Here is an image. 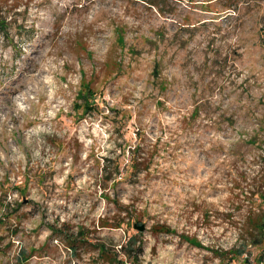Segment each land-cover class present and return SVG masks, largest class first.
I'll return each instance as SVG.
<instances>
[{
    "label": "rangeland",
    "instance_id": "1",
    "mask_svg": "<svg viewBox=\"0 0 264 264\" xmlns=\"http://www.w3.org/2000/svg\"><path fill=\"white\" fill-rule=\"evenodd\" d=\"M0 21V264H264L216 254L264 209V0H0Z\"/></svg>",
    "mask_w": 264,
    "mask_h": 264
},
{
    "label": "trees",
    "instance_id": "2",
    "mask_svg": "<svg viewBox=\"0 0 264 264\" xmlns=\"http://www.w3.org/2000/svg\"><path fill=\"white\" fill-rule=\"evenodd\" d=\"M0 27L4 29V21H0ZM84 83V81L82 82ZM82 90L78 93V99L82 100V102L76 103L78 104V108H83L84 110H89L94 108V104L91 103V98L95 95L93 89L90 87V82H86L83 84ZM258 198L260 199L261 204H264V180L261 182V185L258 187ZM249 236L250 239H248V244H245L241 246L238 249H232L229 252H216L217 255L222 257H228V253H232L235 257H241L245 253L248 252V246L253 245L259 248H262L259 259L260 262H264V209L261 208V211L256 214L250 215L249 218ZM136 225V224H135ZM166 231H170L168 228ZM137 245V238L136 236H131L126 243L125 246H122V249H124V252L129 257H134L138 252L141 251V246ZM100 253H104L105 247L100 246L99 247Z\"/></svg>",
    "mask_w": 264,
    "mask_h": 264
},
{
    "label": "water",
    "instance_id": "3",
    "mask_svg": "<svg viewBox=\"0 0 264 264\" xmlns=\"http://www.w3.org/2000/svg\"><path fill=\"white\" fill-rule=\"evenodd\" d=\"M135 226H138L137 224L135 225ZM140 228L143 230V229H145V225H140Z\"/></svg>",
    "mask_w": 264,
    "mask_h": 264
}]
</instances>
